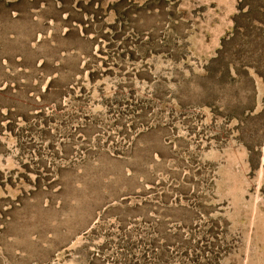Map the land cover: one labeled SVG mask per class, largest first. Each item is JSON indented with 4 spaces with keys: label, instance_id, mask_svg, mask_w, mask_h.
I'll return each instance as SVG.
<instances>
[{
    "label": "rangeland",
    "instance_id": "rangeland-1",
    "mask_svg": "<svg viewBox=\"0 0 264 264\" xmlns=\"http://www.w3.org/2000/svg\"><path fill=\"white\" fill-rule=\"evenodd\" d=\"M0 264H264V0H0Z\"/></svg>",
    "mask_w": 264,
    "mask_h": 264
}]
</instances>
